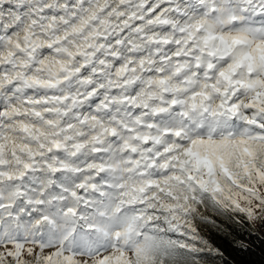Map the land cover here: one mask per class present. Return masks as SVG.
Instances as JSON below:
<instances>
[{
	"label": "snow or ice",
	"instance_id": "6c2138e0",
	"mask_svg": "<svg viewBox=\"0 0 264 264\" xmlns=\"http://www.w3.org/2000/svg\"><path fill=\"white\" fill-rule=\"evenodd\" d=\"M229 225L264 230V0H0V264H226Z\"/></svg>",
	"mask_w": 264,
	"mask_h": 264
},
{
	"label": "trees",
	"instance_id": "16d2710c",
	"mask_svg": "<svg viewBox=\"0 0 264 264\" xmlns=\"http://www.w3.org/2000/svg\"><path fill=\"white\" fill-rule=\"evenodd\" d=\"M228 231H231L232 235L225 236L224 232L204 230V234L220 248L226 264H264V230H258L257 226L252 225L242 231L229 225ZM237 242L242 243L244 247L238 246ZM211 264H221V259L212 258Z\"/></svg>",
	"mask_w": 264,
	"mask_h": 264
},
{
	"label": "rangeland",
	"instance_id": "374dc122",
	"mask_svg": "<svg viewBox=\"0 0 264 264\" xmlns=\"http://www.w3.org/2000/svg\"><path fill=\"white\" fill-rule=\"evenodd\" d=\"M254 226H257V225H254Z\"/></svg>",
	"mask_w": 264,
	"mask_h": 264
}]
</instances>
